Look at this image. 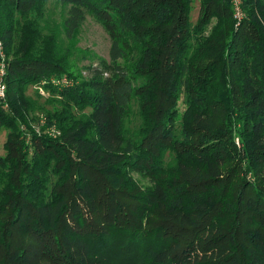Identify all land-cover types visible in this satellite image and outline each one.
<instances>
[{"label": "trees", "instance_id": "1", "mask_svg": "<svg viewBox=\"0 0 264 264\" xmlns=\"http://www.w3.org/2000/svg\"><path fill=\"white\" fill-rule=\"evenodd\" d=\"M47 1L0 0V261L264 264V0H242L240 19L230 0H199L194 23L191 0H58L56 28L41 24ZM87 15L109 58L77 68ZM41 80L42 103L24 94ZM27 225L53 259L28 253Z\"/></svg>", "mask_w": 264, "mask_h": 264}, {"label": "rangeland", "instance_id": "2", "mask_svg": "<svg viewBox=\"0 0 264 264\" xmlns=\"http://www.w3.org/2000/svg\"><path fill=\"white\" fill-rule=\"evenodd\" d=\"M68 7H69L68 5L62 4L58 0H48L44 7L45 8L44 13H43L44 16H43V20L41 21V24L47 25L48 28L49 27L50 28L60 27L62 25L64 18L67 15ZM199 10H200L199 0H191L189 18L192 23H194L195 20L197 19L199 15ZM244 16H245V13L243 12V17ZM60 31H61L60 38H62L63 40V44H64L63 46H68L69 42L68 40L65 39L62 29ZM110 42H111L110 33L107 32V30L99 22H97L92 16L87 15L85 20L82 22V24L76 31L74 39L71 41V46L74 49L71 55V59L77 65V68H81L82 66L87 65V64L95 63L98 58L108 59ZM2 61H4L5 64L7 62V57L5 56L3 52H2V55H0V62ZM69 80L73 81L71 78H69ZM3 81H4V78L1 82ZM69 83H73V82H69ZM3 84L6 89L5 82H3ZM39 84L40 83L38 82L32 86L31 85L28 86L24 94L25 96H27L28 99L37 98V100L42 103L44 99L49 95V93L45 91L44 89L45 94L44 93L41 94L39 92V89L37 88ZM184 108H185L184 97L183 98L178 97L176 99L177 114L175 117L177 122L180 121L181 113L183 112ZM37 121L32 122L33 124L32 126L34 127L35 132L39 133L40 129L36 125ZM138 122H139V117L135 111V113H133L132 116L130 117L128 127L133 128L138 124ZM5 135H6V130L3 127H1L0 128V154L2 155L4 154V150L2 149V144L4 142ZM235 143L238 146H240V143L237 137H235ZM172 155H173L172 152L170 153L167 152L165 159H168V160L172 159L171 157ZM148 175L144 173L142 174L141 172H138V171H133L130 173V176H132V178L136 181L137 185L141 189H144L145 186H149L151 184V180ZM80 207H81V210L83 211L82 208L84 207L83 206H80ZM16 229H17L16 231H17L18 236L19 237L21 236L20 238L23 241L22 242L23 245L28 243V245H25L28 253L36 250L35 253L38 255L43 254L42 256L46 261L49 259H53L49 256L52 253V248H53L52 246L44 247L42 249L41 247L42 244L40 246L39 244L32 243L31 241L32 237L28 233L29 230H31V225L23 226L21 228L19 227ZM0 264H4L3 259H1Z\"/></svg>", "mask_w": 264, "mask_h": 264}, {"label": "built area", "instance_id": "3", "mask_svg": "<svg viewBox=\"0 0 264 264\" xmlns=\"http://www.w3.org/2000/svg\"><path fill=\"white\" fill-rule=\"evenodd\" d=\"M241 2H242V0H230L232 10H233V16L236 19H240L241 17H243ZM0 55H2L1 43H0ZM6 67L7 66L4 63V61L0 62V102H3L4 98H5V86L3 84L4 81L3 82H1V81L3 80V78L6 74ZM49 81H50L52 86H56L58 88H63V87H66V86H69L72 84V83H69L72 81L69 80L68 77H64V76L51 77ZM45 82H46V80H41L40 84L37 86V88L39 89V92L41 94H43V93L45 94L46 90L44 91V87H43V85L46 84Z\"/></svg>", "mask_w": 264, "mask_h": 264}]
</instances>
